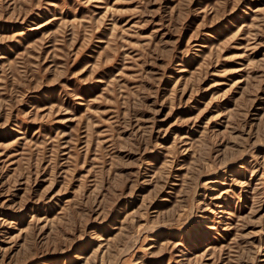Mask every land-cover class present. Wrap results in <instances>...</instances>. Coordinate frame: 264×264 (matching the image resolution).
<instances>
[{
	"label": "rangeland",
	"instance_id": "1",
	"mask_svg": "<svg viewBox=\"0 0 264 264\" xmlns=\"http://www.w3.org/2000/svg\"><path fill=\"white\" fill-rule=\"evenodd\" d=\"M0 264H264V0H0Z\"/></svg>",
	"mask_w": 264,
	"mask_h": 264
}]
</instances>
